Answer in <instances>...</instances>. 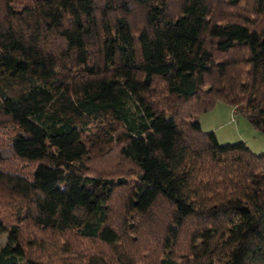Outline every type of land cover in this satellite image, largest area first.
I'll return each instance as SVG.
<instances>
[{"label": "trees", "instance_id": "obj_1", "mask_svg": "<svg viewBox=\"0 0 264 264\" xmlns=\"http://www.w3.org/2000/svg\"><path fill=\"white\" fill-rule=\"evenodd\" d=\"M264 0H0V264H264Z\"/></svg>", "mask_w": 264, "mask_h": 264}, {"label": "rangeland", "instance_id": "obj_2", "mask_svg": "<svg viewBox=\"0 0 264 264\" xmlns=\"http://www.w3.org/2000/svg\"><path fill=\"white\" fill-rule=\"evenodd\" d=\"M202 131L211 132L218 143L242 141L253 153L264 151V135L253 128L240 107L217 101L214 106L194 115ZM6 241V234L0 235V245Z\"/></svg>", "mask_w": 264, "mask_h": 264}]
</instances>
